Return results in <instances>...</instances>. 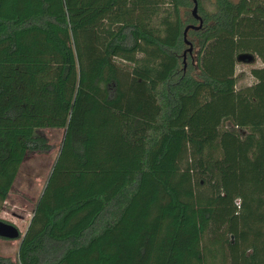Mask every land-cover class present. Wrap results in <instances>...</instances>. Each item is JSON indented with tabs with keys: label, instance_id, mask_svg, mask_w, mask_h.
<instances>
[{
	"label": "trees",
	"instance_id": "1",
	"mask_svg": "<svg viewBox=\"0 0 264 264\" xmlns=\"http://www.w3.org/2000/svg\"><path fill=\"white\" fill-rule=\"evenodd\" d=\"M196 1L0 0V208L65 130L0 264H264V0Z\"/></svg>",
	"mask_w": 264,
	"mask_h": 264
},
{
	"label": "rangeland",
	"instance_id": "2",
	"mask_svg": "<svg viewBox=\"0 0 264 264\" xmlns=\"http://www.w3.org/2000/svg\"><path fill=\"white\" fill-rule=\"evenodd\" d=\"M204 2L207 3V0H204ZM161 7L154 16L153 24L155 25L160 21L161 15L164 13L163 8L165 6ZM188 10L192 11V7ZM195 25L198 26L199 23ZM186 39L191 43L192 51L188 52L189 44L185 43L182 50L183 61L184 63L195 62L197 55L196 42H192V38L188 35H186ZM190 57L193 60H190ZM261 66L262 62L257 57H255L253 63L238 62L235 66L237 89L252 84L255 80L250 74V71L253 68ZM64 131L63 128L37 130V134L47 139L50 149L48 152H29L26 154L19 167L8 197L1 205L0 219L13 223L20 231V237L18 239L0 238V255L9 257L12 261L18 259V248L21 236L25 233L29 225L36 202L44 189L53 164L59 154Z\"/></svg>",
	"mask_w": 264,
	"mask_h": 264
},
{
	"label": "water",
	"instance_id": "3",
	"mask_svg": "<svg viewBox=\"0 0 264 264\" xmlns=\"http://www.w3.org/2000/svg\"><path fill=\"white\" fill-rule=\"evenodd\" d=\"M192 1H193L192 15L198 19L199 25L196 26V28H199L202 24V19L197 14V1L196 0H192ZM187 30H188V27H186L183 32V38H184V42L186 44H189V48L187 49L188 52H191L192 45L186 39ZM237 60L242 63H253L255 61V56L249 53H242V54L237 55ZM23 235L21 236V239ZM19 237H20V231L13 223H9L7 221H3L0 219V238L15 240V239H18Z\"/></svg>",
	"mask_w": 264,
	"mask_h": 264
}]
</instances>
